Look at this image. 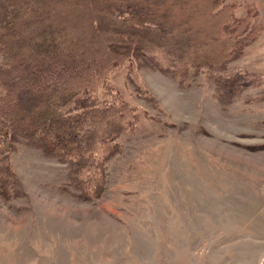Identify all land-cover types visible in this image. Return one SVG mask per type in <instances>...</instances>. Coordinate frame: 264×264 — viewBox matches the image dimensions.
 I'll use <instances>...</instances> for the list:
<instances>
[{
  "label": "rangeland",
  "instance_id": "1",
  "mask_svg": "<svg viewBox=\"0 0 264 264\" xmlns=\"http://www.w3.org/2000/svg\"><path fill=\"white\" fill-rule=\"evenodd\" d=\"M258 37L230 65L220 101L201 74L109 76L137 118L118 137L101 196L64 187L68 166L21 144L0 195V264H264V0ZM233 87V88H234Z\"/></svg>",
  "mask_w": 264,
  "mask_h": 264
},
{
  "label": "trees",
  "instance_id": "2",
  "mask_svg": "<svg viewBox=\"0 0 264 264\" xmlns=\"http://www.w3.org/2000/svg\"><path fill=\"white\" fill-rule=\"evenodd\" d=\"M228 0H0V195L17 182L21 144L68 166L64 187L101 196L118 137L137 115L113 72L142 69L182 84L205 74L220 101L230 64L259 35L253 4ZM234 87V88H233Z\"/></svg>",
  "mask_w": 264,
  "mask_h": 264
}]
</instances>
